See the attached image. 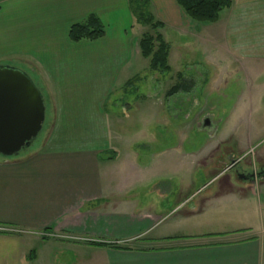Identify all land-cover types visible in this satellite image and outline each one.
<instances>
[{
	"label": "crops",
	"instance_id": "0c3cea01",
	"mask_svg": "<svg viewBox=\"0 0 264 264\" xmlns=\"http://www.w3.org/2000/svg\"><path fill=\"white\" fill-rule=\"evenodd\" d=\"M147 1L149 15L162 25L157 32L165 38L172 29L179 50L188 53L198 42L219 59L264 74V0H231L212 24L191 20L177 0ZM130 4L0 0V60L10 58L26 71L53 105L42 144L0 157V264H264V230L255 229L257 218L234 225L226 211L255 204L254 188L263 189L264 178L250 183L242 170L236 177L223 170L214 194H195L168 208L158 175L141 178L160 154L142 166L138 150L126 160L112 145L119 137L112 135L104 107L114 91L135 80L133 61L146 33L138 37L133 30L150 27ZM91 16L103 25L104 38L71 42L70 27ZM193 23L204 26L196 32ZM179 85L168 95L194 86L185 82L173 90ZM249 89L243 99L259 105L264 86ZM226 133L224 138L241 139L244 128L239 124ZM257 204L262 213L264 201Z\"/></svg>",
	"mask_w": 264,
	"mask_h": 264
},
{
	"label": "rangeland",
	"instance_id": "374dc122",
	"mask_svg": "<svg viewBox=\"0 0 264 264\" xmlns=\"http://www.w3.org/2000/svg\"><path fill=\"white\" fill-rule=\"evenodd\" d=\"M130 6L134 11L138 4L131 0ZM139 12L149 15L146 7H140ZM135 17L138 21L136 14ZM193 26L198 32L204 25L193 23ZM171 30L163 34L165 42L170 45L168 62L171 73L151 71L149 60L140 54L133 61L130 77L136 78L132 85L124 91H114L104 107L112 135L119 137L112 145L120 149L122 157L128 160L135 148L140 165L146 166L154 154H160L148 175L141 178L151 179L152 175H158L156 185L162 189L163 204L168 208L174 207L177 200L195 194H214L219 186L218 177H215L223 170L236 177L241 170L252 173L264 164V100L257 105L243 99L252 85L257 89L264 86V74L258 70L248 72L241 63L229 57L219 59L218 53L211 55L210 49L198 42L193 50L185 53L178 49ZM142 33L156 34L151 27L142 29L136 26L133 30L135 36L140 37ZM220 62L223 65L216 66ZM0 66L15 67L10 58L0 60ZM179 71L183 79L193 82L194 86L192 90L181 89L168 95L176 82H181L176 75ZM42 93L46 121L31 145L34 148L44 142L53 116L49 96L45 91ZM204 121H208L205 126ZM239 124L244 128L243 138H224L229 134L226 131L234 130ZM219 144L223 146L210 157L211 151ZM232 162L235 164L230 166ZM254 192L255 204L248 209L226 211H231L228 220L234 225L251 217L255 222L257 218L258 226L255 222L254 227L262 231L264 211L260 212L257 203L258 200L264 201V188L257 186ZM242 216L243 220H238Z\"/></svg>",
	"mask_w": 264,
	"mask_h": 264
},
{
	"label": "water",
	"instance_id": "95a60500",
	"mask_svg": "<svg viewBox=\"0 0 264 264\" xmlns=\"http://www.w3.org/2000/svg\"><path fill=\"white\" fill-rule=\"evenodd\" d=\"M45 121V97L34 79L20 68L0 66V157H16L30 147ZM260 175L253 171L246 180L253 183Z\"/></svg>",
	"mask_w": 264,
	"mask_h": 264
},
{
	"label": "trees",
	"instance_id": "16d2710c",
	"mask_svg": "<svg viewBox=\"0 0 264 264\" xmlns=\"http://www.w3.org/2000/svg\"><path fill=\"white\" fill-rule=\"evenodd\" d=\"M135 1L139 9L140 7H145L148 2L147 0ZM177 2L191 20L203 24L218 22L221 13L232 6L231 0H177ZM141 14L142 24L150 26L156 33L155 35L146 33L142 37L140 41L141 55L144 59L149 60V69L151 71L170 73L171 67L168 62L170 45L165 42L162 35L157 32L159 29H162V25L155 22V19L151 15ZM104 36V27L99 19L94 16H91L87 23L75 24L69 29V40L73 43H80L83 41L96 42L103 39ZM179 78L181 84L186 82L183 76ZM181 88L182 86L179 85L174 87L173 90L176 91Z\"/></svg>",
	"mask_w": 264,
	"mask_h": 264
},
{
	"label": "flooded vegetation",
	"instance_id": "af4514ba",
	"mask_svg": "<svg viewBox=\"0 0 264 264\" xmlns=\"http://www.w3.org/2000/svg\"><path fill=\"white\" fill-rule=\"evenodd\" d=\"M204 126L208 124V121H204ZM256 174L260 173L261 172V175L259 176V178H264V164L262 166H260L258 168V170L255 171ZM245 180H249L250 181V176H251V173H249L248 171H244V174H243Z\"/></svg>",
	"mask_w": 264,
	"mask_h": 264
},
{
	"label": "built area",
	"instance_id": "2783aa9c",
	"mask_svg": "<svg viewBox=\"0 0 264 264\" xmlns=\"http://www.w3.org/2000/svg\"><path fill=\"white\" fill-rule=\"evenodd\" d=\"M2 231V230H1ZM6 231V230H5ZM12 233H21V232H18V231H10ZM23 233V232H22ZM58 238H66V239H72V240H79V241H85L83 239H79V238H76V237H69V236H58Z\"/></svg>",
	"mask_w": 264,
	"mask_h": 264
}]
</instances>
